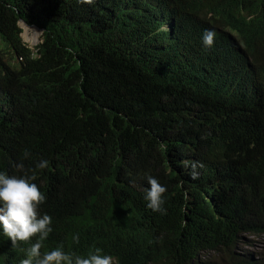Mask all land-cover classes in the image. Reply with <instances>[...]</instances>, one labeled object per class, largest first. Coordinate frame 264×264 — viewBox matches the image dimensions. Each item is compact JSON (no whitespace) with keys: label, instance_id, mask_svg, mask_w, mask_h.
<instances>
[{"label":"trees","instance_id":"trees-1","mask_svg":"<svg viewBox=\"0 0 264 264\" xmlns=\"http://www.w3.org/2000/svg\"><path fill=\"white\" fill-rule=\"evenodd\" d=\"M147 4L0 0V171L20 164L46 195L45 252L264 264V0ZM175 4L193 29L165 38ZM210 9L221 42L202 50ZM19 20L42 29L33 50ZM149 175L166 214L146 207ZM31 242L0 233V264Z\"/></svg>","mask_w":264,"mask_h":264},{"label":"clouds","instance_id":"clouds-1","mask_svg":"<svg viewBox=\"0 0 264 264\" xmlns=\"http://www.w3.org/2000/svg\"><path fill=\"white\" fill-rule=\"evenodd\" d=\"M133 2H143L147 6V0H129ZM203 1V0H201ZM81 3L92 4L94 0H79ZM174 9H178L175 4L170 18L163 20L159 30L165 38H171L174 32L181 31V26L191 28L188 19L177 22ZM201 21L204 23L200 29H195L198 34V43H201L202 50L209 49L220 44L221 39L218 34L221 31L220 15H216L211 9L201 13ZM21 28L24 26L19 20ZM28 25V24H27ZM32 27V26H26ZM42 32V31H41ZM27 156L28 153L25 152ZM49 161L41 159L37 167L44 169ZM17 171H0V233L7 236L13 245L18 242L32 241L27 248L25 258L20 264H118L117 260L110 254H102V249L95 248L87 255H76L64 250L63 245H57L51 250H42L43 242L53 231V217L46 212H41L40 206L45 202L46 195L40 187L33 182V176H24L20 171V164ZM149 187L145 190L144 199L147 201L146 207L154 212L166 214L164 194L167 191L165 185L151 175L147 176ZM36 237L35 240L32 238ZM258 244L262 239L252 237ZM74 242H79V236L74 234ZM19 259L5 264H19Z\"/></svg>","mask_w":264,"mask_h":264},{"label":"rangeland","instance_id":"rangeland-1","mask_svg":"<svg viewBox=\"0 0 264 264\" xmlns=\"http://www.w3.org/2000/svg\"><path fill=\"white\" fill-rule=\"evenodd\" d=\"M41 31L34 27H22L21 37L23 42L30 48L34 49V46L40 42Z\"/></svg>","mask_w":264,"mask_h":264},{"label":"water","instance_id":"water-1","mask_svg":"<svg viewBox=\"0 0 264 264\" xmlns=\"http://www.w3.org/2000/svg\"><path fill=\"white\" fill-rule=\"evenodd\" d=\"M20 22H21V24L24 25V26H32V27H34L35 29H37V30H39V31H42V29L37 28L35 25H27V23H26L25 21H23V20H20Z\"/></svg>","mask_w":264,"mask_h":264}]
</instances>
